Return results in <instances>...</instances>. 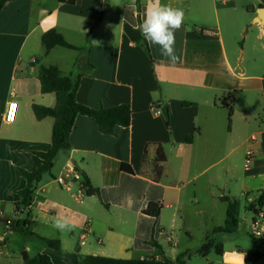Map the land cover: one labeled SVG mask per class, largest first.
Wrapping results in <instances>:
<instances>
[{
    "label": "crops",
    "instance_id": "crops-1",
    "mask_svg": "<svg viewBox=\"0 0 264 264\" xmlns=\"http://www.w3.org/2000/svg\"><path fill=\"white\" fill-rule=\"evenodd\" d=\"M67 1L11 0L0 10V230L5 231L0 264H24L37 255L48 256L51 264H79L88 255L159 259L151 239L166 258L174 259L165 244L175 247L178 240L171 244L160 236L168 227L170 233L183 229L189 236L191 201L198 207L206 203L198 210L203 240L221 248L217 257L224 264L223 251L242 249L210 236L224 225L226 203L220 198L239 202V195L248 204L264 193V13H259L264 0L256 6L222 0V7L211 0L214 19L206 21L201 18L204 1L208 6L209 0H161L185 11L183 26L175 34V63L160 56L159 46L147 43L149 56L141 45L136 25L153 0ZM52 28L77 49L55 46L45 52L41 36ZM50 65L63 75H81L78 103L91 109L127 104L132 110L129 125L116 127L114 135L101 134L93 119L77 115L70 150L59 151L50 172L36 184L28 209L33 231L58 241L59 250L12 230L24 217L15 213L18 191L25 186L19 169H36L41 159L35 153L50 148L53 119L37 120L31 108L55 104L54 93H41L37 79L39 69ZM9 101L16 102L17 112L15 121L6 124L2 116ZM162 105L168 120L160 112ZM227 105L232 108L230 123ZM158 148L165 161L156 178ZM247 150L254 157L245 169ZM239 159L242 175L235 170ZM121 163L129 165L132 174L122 172ZM66 165L85 174L99 195L77 198L72 195L76 186L72 192L61 189L54 179ZM148 202L162 205L156 219L143 214ZM222 203L224 220L219 226L215 216ZM57 218L72 227L55 228ZM10 235L34 239L29 241L35 242L33 250L30 244L21 246L27 254L23 261L10 252ZM247 258L251 264L249 254Z\"/></svg>",
    "mask_w": 264,
    "mask_h": 264
},
{
    "label": "trees",
    "instance_id": "trees-1",
    "mask_svg": "<svg viewBox=\"0 0 264 264\" xmlns=\"http://www.w3.org/2000/svg\"><path fill=\"white\" fill-rule=\"evenodd\" d=\"M11 0H0V10L4 5ZM59 2H65L66 0H58ZM69 4H73V0L67 1ZM141 45L146 54L149 53V47L147 42L141 36ZM41 43L45 52L51 48L58 46L66 49H77L75 46L69 44L62 34L55 29H49L45 31L41 36ZM150 56V55H149ZM90 67H92L90 65ZM81 75L71 77L69 75L61 74V71L54 65L41 67L37 73V79L40 86L41 93H54L55 104L53 107H45L41 105H32V111L37 120H41L45 117H51L53 119V125L51 129L50 148L45 152L35 153L40 159L41 163L33 171H25L19 169L20 175L25 180V186L18 191L19 200L15 204V213L24 214V217L20 218L15 225L12 226V230L15 232H21L24 235L37 237L45 244L53 249L59 250V243L56 240L39 237L33 231L34 223L30 220L29 206L31 203L32 193L36 184L41 180L43 175L50 172L53 161L59 151H68L71 148L69 143V135L73 127L75 117L82 115L93 119L98 127V131L101 134L114 135L115 128L118 126L127 127L130 123V117L132 110L127 104H119L110 108L91 109L78 103L75 99L76 91L79 84ZM183 105L189 103L183 102ZM227 108V120L230 123L232 116V108ZM186 141H190V137L186 138ZM165 161V156L160 148L157 150L154 173L158 178L161 174L160 163ZM120 170L124 173L132 174V169L129 165L121 163ZM82 184L84 187V194L86 196H98L99 191L94 188L88 177L82 175ZM221 201L226 203V212L224 225L222 227H215L212 230V234L234 233L239 223V211L240 204L237 200L221 197ZM264 202V193L260 192L255 201L248 203L245 207L247 212L251 214H257L261 211ZM162 205L159 202H148L146 208L143 210V214L148 215L154 219L159 216ZM251 236V235H250ZM252 237V236H251ZM253 238V237H252ZM254 239V238H253ZM257 241L256 239H254ZM258 242V241H257ZM150 244L155 247L159 252V259L155 258H143V259H116L103 256H83L80 258L79 264H186L183 261V256L180 255L174 259H168L164 256L161 248L151 239ZM215 249L216 254L221 253V248L216 245L212 240L207 239L203 244L201 252L206 255ZM256 258H260L259 254L255 255ZM248 258L245 264H248ZM24 264H51V261L46 255H37L25 260Z\"/></svg>",
    "mask_w": 264,
    "mask_h": 264
},
{
    "label": "rangeland",
    "instance_id": "rangeland-1",
    "mask_svg": "<svg viewBox=\"0 0 264 264\" xmlns=\"http://www.w3.org/2000/svg\"><path fill=\"white\" fill-rule=\"evenodd\" d=\"M216 2L217 6H221L222 0H214ZM262 0H227V4H241L244 6L254 5L256 6L258 2H261ZM209 4L207 6V2L204 1V5L206 7V10L204 12V15L201 19L203 21H206L208 19L212 20L214 19V9L211 5V0H209ZM218 18L221 23V29L223 31V17H222V11L218 10ZM256 31V27L253 28ZM226 32V29H225ZM224 34V32H223ZM240 41V39H239ZM235 170L239 174H243V167H242V161L239 159L235 163ZM251 200L254 199V196H250ZM258 197V196H256ZM236 199L239 200L240 203V211H239V224L236 232L231 234H210L211 238H215L216 241L220 240L221 237H223V243L227 244L230 248H233L234 245H238L240 249L245 250L250 257H251V264H264V255H261L260 258H255L256 254H260V252L264 253V240L263 241H255L249 233L250 230V219L252 218V214L250 212H247L245 210V205L247 202L243 197H240L239 195H236ZM206 203L201 204V208L205 207ZM198 207L193 201H191L189 204H187V210L189 211L190 216L186 218V222L191 224V229L189 231V236H186V233L183 229H181V232L176 230L175 232H172L173 236L178 240L175 247L170 246V244L166 243V249H167V255L170 257L176 256L178 257L181 252L186 251V254L184 255V261L187 264H221L218 260L217 254L215 252V249H212L209 251L208 254L203 255L201 252L202 246L204 244V236L206 234L202 232L200 225L198 223V210L201 209ZM218 207H220V210L217 209V215L215 216V221L217 225L222 226L223 220H224V212H225V204H218ZM219 212H222V215L219 216ZM262 213L264 214V205L262 207ZM180 221H178L179 223ZM263 227H264V220H263ZM171 228H167V233L165 235L160 236L161 238L165 239V241L169 242V233L171 232ZM208 234V233H207ZM15 235V234H14ZM209 235V234H208ZM207 235V236H208ZM25 236H8V248H11L12 253L19 256V258L23 261V253L25 250H20L21 246L24 244H30L31 250L34 249L35 242H32V244L29 242L30 240H33L32 238H24ZM210 238V237H209ZM171 247L173 248V252L170 251ZM27 255V254H26Z\"/></svg>",
    "mask_w": 264,
    "mask_h": 264
},
{
    "label": "clouds",
    "instance_id": "clouds-1",
    "mask_svg": "<svg viewBox=\"0 0 264 264\" xmlns=\"http://www.w3.org/2000/svg\"><path fill=\"white\" fill-rule=\"evenodd\" d=\"M184 19L183 8L153 0L143 21L136 25V30L150 46H159L161 57L175 63L178 60L175 34L182 28ZM53 226L61 231L72 227L68 220L61 218L54 219Z\"/></svg>",
    "mask_w": 264,
    "mask_h": 264
},
{
    "label": "built area",
    "instance_id": "built-area-1",
    "mask_svg": "<svg viewBox=\"0 0 264 264\" xmlns=\"http://www.w3.org/2000/svg\"><path fill=\"white\" fill-rule=\"evenodd\" d=\"M34 62V60H32ZM14 106V107H13ZM17 112V104L15 101H9L6 104V107L3 112L2 120L6 124H11L15 121ZM253 139V138H252ZM254 157V152L252 150H247L244 157V168L248 169L250 161ZM54 181L57 185L67 191L72 192L74 187L77 189L73 192L72 195L80 198L84 194V187L82 184V176L79 171L73 165H66L62 172L55 177ZM20 213V212H19ZM16 213V214H19ZM264 214L262 211H259L257 214H252V218L250 219V235L259 241L264 240V227H263ZM10 222L8 221L6 224V228L9 229ZM5 240V231L0 230V252ZM169 242L171 244L176 243V238L172 233H169ZM248 257V253L242 250H226L222 252L221 260L224 264H245L246 259Z\"/></svg>",
    "mask_w": 264,
    "mask_h": 264
},
{
    "label": "water",
    "instance_id": "water-1",
    "mask_svg": "<svg viewBox=\"0 0 264 264\" xmlns=\"http://www.w3.org/2000/svg\"><path fill=\"white\" fill-rule=\"evenodd\" d=\"M260 17H262L263 13H264V9H260ZM160 112L163 115V117L165 118V120H168V114H167V107L166 105H162L160 108ZM26 253H23V257L26 258Z\"/></svg>",
    "mask_w": 264,
    "mask_h": 264
},
{
    "label": "snow or ice",
    "instance_id": "snow-or-ice-1",
    "mask_svg": "<svg viewBox=\"0 0 264 264\" xmlns=\"http://www.w3.org/2000/svg\"><path fill=\"white\" fill-rule=\"evenodd\" d=\"M14 107V106H13Z\"/></svg>",
    "mask_w": 264,
    "mask_h": 264
}]
</instances>
